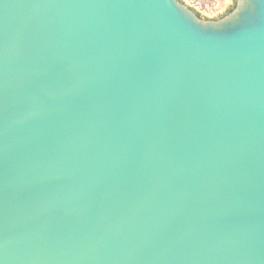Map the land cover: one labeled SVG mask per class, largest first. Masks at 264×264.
I'll list each match as a JSON object with an SVG mask.
<instances>
[{
    "label": "water",
    "instance_id": "95a60500",
    "mask_svg": "<svg viewBox=\"0 0 264 264\" xmlns=\"http://www.w3.org/2000/svg\"><path fill=\"white\" fill-rule=\"evenodd\" d=\"M0 264H264V0H0Z\"/></svg>",
    "mask_w": 264,
    "mask_h": 264
},
{
    "label": "rangeland",
    "instance_id": "374dc122",
    "mask_svg": "<svg viewBox=\"0 0 264 264\" xmlns=\"http://www.w3.org/2000/svg\"><path fill=\"white\" fill-rule=\"evenodd\" d=\"M202 19H218L228 12L234 0H178Z\"/></svg>",
    "mask_w": 264,
    "mask_h": 264
}]
</instances>
